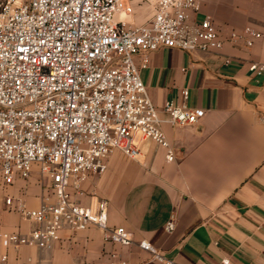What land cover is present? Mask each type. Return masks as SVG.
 Returning a JSON list of instances; mask_svg holds the SVG:
<instances>
[{
	"label": "crops",
	"instance_id": "obj_1",
	"mask_svg": "<svg viewBox=\"0 0 264 264\" xmlns=\"http://www.w3.org/2000/svg\"><path fill=\"white\" fill-rule=\"evenodd\" d=\"M149 16L145 11L135 22ZM204 18L224 37L246 26L261 37L249 47L225 42L219 52L159 48L149 54L140 78L157 110L171 102L204 111L189 126L161 124L174 161L143 140L137 159L114 151L103 173L87 174L79 192L67 189L81 206L104 200L108 226L123 227L131 243L106 241L94 225L63 228L44 249L3 247L0 240V264H157L138 246L143 240L177 264H264V81L247 70L264 59V0H199L196 19ZM45 196L53 202L50 180L36 165L28 178L15 176L0 191V234L35 228L16 207L22 201L37 209Z\"/></svg>",
	"mask_w": 264,
	"mask_h": 264
},
{
	"label": "built area",
	"instance_id": "obj_2",
	"mask_svg": "<svg viewBox=\"0 0 264 264\" xmlns=\"http://www.w3.org/2000/svg\"><path fill=\"white\" fill-rule=\"evenodd\" d=\"M145 11L150 16L136 23ZM198 12L199 0H0V191L15 176L28 178L36 165L54 198L43 197L37 209L19 201L20 218L36 227L24 235L2 232L3 247L48 248L63 228L89 225L106 241L131 243L123 227L108 226L104 200L81 206L67 189L79 192L87 174L103 173L114 151L137 159L143 140L174 161L161 124L189 126L204 111L171 102L157 110L140 78L149 54L159 48L219 52L225 42L249 47L261 37L249 26L224 37L209 19L197 20ZM247 70L264 81V59ZM181 95L186 101L187 90ZM173 229L170 217L165 230ZM138 246L157 264H177L145 240Z\"/></svg>",
	"mask_w": 264,
	"mask_h": 264
}]
</instances>
